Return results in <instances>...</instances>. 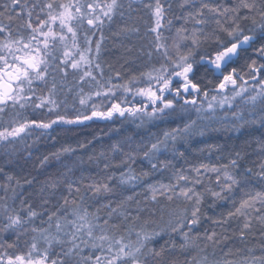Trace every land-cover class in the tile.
<instances>
[{
    "label": "snow or ice",
    "instance_id": "obj_1",
    "mask_svg": "<svg viewBox=\"0 0 264 264\" xmlns=\"http://www.w3.org/2000/svg\"><path fill=\"white\" fill-rule=\"evenodd\" d=\"M179 6L183 14L177 19L181 20L182 24L176 29L175 37L168 45L163 42L164 38L160 31L165 19V7L160 0H156L152 12L155 26L150 31L155 35L153 50L160 54L164 62L159 68L142 74L147 77L148 86L135 88L134 91L132 85L138 82L137 77H132L124 84H113L111 77L104 83L97 79L92 69L95 68L103 79V69L95 60L100 55L104 36L100 34L93 48V40L88 31H82L86 25L88 30L92 31V35H96V30L102 29L105 21L110 23L118 13L123 15L120 11L123 8L120 0H2L0 2V143H12L30 135L32 129L46 131L58 124L75 125L93 120H111L116 115L123 117L125 114L141 119L144 116L154 118L168 109H174L177 106V98L183 100L179 105L182 110L187 111L188 106H193L199 118V113L204 110L203 103L201 102L197 107V99L193 94H200L202 89L199 83L190 79L194 63L199 62H207L213 71L220 73L222 79L217 85L219 92L223 93L230 88L232 93L231 97L222 95L218 102L217 97L212 96L211 102L207 105L208 110L214 111L216 106L222 108L225 104L231 107L240 97L246 104L253 106V111L259 100L262 105L261 111L264 113V80L260 81L259 92L255 95H246L249 91L245 86L247 81L236 68L224 74V69L239 57L240 51L245 49V46L251 47L258 40L262 43L255 49V53L264 59V0H235L232 6H224L214 0H181ZM147 7L151 8L152 5ZM168 9H171V4L168 5ZM242 11L246 14L242 15ZM247 21L251 22V27L247 26L245 23ZM167 23L171 25V20ZM81 36L83 48L80 46ZM205 44L214 47L210 52L206 51L200 55V49ZM57 49L60 50L59 55L56 54ZM149 56L151 57V53ZM197 56L199 61L196 59ZM69 68L74 73H81L74 86L65 83ZM248 68L250 72L258 74L264 71V64L256 67V61L253 60ZM57 71L62 77L59 82L55 75ZM116 77L119 78L120 73H116ZM174 79L179 81L180 87L173 89ZM85 83L93 91L85 94L83 88ZM36 84L48 86L47 94L37 95ZM73 87L84 110L73 106L72 115L69 116L68 105L65 103L64 114H61L63 102H57L55 99L58 90L66 89L71 93ZM116 89H123L125 93L134 91L135 95L145 97L152 105L151 111H148V104L125 107L122 106L123 102H111V98L116 96ZM170 92L174 93L172 99L165 96V93ZM182 92L192 95L193 98L185 99L181 95ZM202 94L205 99L208 98V91H203ZM93 98L99 99L101 103H89ZM105 99L110 100L108 105L103 104ZM28 107L34 111L46 109L47 115L54 118H49L47 122L43 119L29 120L22 118L21 113L15 111L17 108L24 110ZM8 109L12 110V118L5 126L2 118ZM232 116L241 122L240 127L247 122L243 110L233 112ZM261 122H264V116ZM195 123L196 121L193 120L182 128L165 131L163 139H157L147 147L146 151H143V158L148 161L151 168L156 169L157 165L152 161L157 159L162 150L168 148V142L171 141L175 148V142L188 135ZM232 127L237 126L234 124ZM112 151L122 153L125 159L115 165L118 174L113 172L100 181L93 180L85 186L95 197L107 198L114 195L113 180L121 186H135L142 184V177L148 175L146 172L137 175L133 169L132 164L135 163L137 155L135 152L124 153L119 144L113 145ZM73 152L75 149L65 147L53 156L58 159L61 155ZM235 156L236 159L230 161L232 168L239 167L241 154L236 152ZM47 160L48 157H44L42 163ZM110 166L109 163H105L104 170H108ZM224 167L223 177L226 182L221 185L220 191L211 194L217 199H226L224 192L231 193L234 187L241 188L244 198L239 201V206L235 207L234 212H228L227 216L245 218L240 232L243 239L244 230H250L252 227L253 214H258L256 219L264 225V161L260 163L258 172L254 173L252 168H246L239 178L229 173L226 170L227 166ZM201 169L204 172L218 173L216 179L217 182L220 181V168L202 164L192 169L196 174L194 178L178 172L175 174L174 183L158 182L146 185V191L150 195L145 197V201L154 204L159 203L160 197L169 202L174 199L195 201L190 218L187 208L168 209L170 217L168 229L161 228L159 231L149 230L146 221L138 223L140 212L153 210L140 207V201L135 200L133 195H128L118 202L109 199L102 205V208L107 209L103 216L100 214V208L89 211L83 204V196L80 197L79 204L75 198L70 202L64 197L63 204L50 212L37 211L32 204L23 200L19 210L10 208L7 203L0 205V215H3L7 221L3 231L17 232L19 229H24L25 232L32 233L30 241H26V251H16L15 244L7 246L0 244L2 249L0 264H176L175 261L165 259L166 248L163 245L158 249L151 245L157 237L170 229V232H179L183 237L184 243L180 245L182 249L195 246L194 238L189 236V232L200 222L198 214L203 196L196 191L195 185L202 183ZM71 171L72 169L69 168L68 172ZM253 177L260 182L259 187L253 182ZM181 182L185 185L190 183L192 186H181ZM75 183L67 184L70 195L73 193L78 195L81 192V188L75 186ZM80 183L82 184V180ZM56 184V181L52 182L51 187L55 188ZM43 191L42 188L41 192ZM134 200L137 205L135 216L128 208L129 203ZM47 203L48 200L44 199L40 207L43 208ZM70 203L71 207H69ZM42 215H46V220L41 219V226H34V221ZM185 221L188 223L185 224ZM25 225L29 228H25ZM185 227L188 228L187 232L182 231ZM215 237L216 233L213 231L205 238L214 241ZM172 247L175 245L173 244ZM9 249L13 250L12 254L9 253ZM261 253L260 256L245 257L242 264H264V245H261Z\"/></svg>",
    "mask_w": 264,
    "mask_h": 264
},
{
    "label": "trees",
    "instance_id": "obj_2",
    "mask_svg": "<svg viewBox=\"0 0 264 264\" xmlns=\"http://www.w3.org/2000/svg\"><path fill=\"white\" fill-rule=\"evenodd\" d=\"M120 2L123 4V8L120 10L123 15L118 13L110 23L105 21L102 29L96 30V35H92V31L88 30L86 25L82 30L88 31L93 40V48L100 34L102 33L104 36L100 55L95 60L103 69V79L95 68L92 71L97 79L101 80V83L111 77L113 84H124L132 77H137L138 82L132 87H147V77L142 74L159 68L160 64L164 62L160 54L153 50L155 35L150 31L155 26V17L152 12L156 0H120ZM214 2L232 6L235 0H214ZM160 3L165 7V19L160 31L164 38L163 42L170 45L175 37L176 29L182 24V21L177 19L183 14V10L179 6L181 0H160ZM169 4H171L170 10L168 9ZM147 5H152V7H147ZM241 14L246 13L242 11ZM168 20H171V25H168ZM245 23L248 27L252 26L250 21ZM187 26L190 27V25ZM133 29H138V31H132ZM261 43L258 40L251 47L241 50L239 57L235 62L230 63L224 72L228 73L232 67L237 68L240 72H249L248 66L253 60L257 63L260 58L259 54L255 53V49L260 47ZM80 46L84 47L82 36ZM212 47L214 45H203L200 55L206 51L210 52ZM149 53H151V57ZM56 54H60L59 49ZM196 59L199 61V56ZM116 73H120L119 78L116 77ZM76 74L78 72L74 73L69 68L65 83L74 86L76 80L71 76ZM55 75L59 82L62 79L60 73L57 71ZM190 79L201 85V93L193 94L197 100H200L204 98L203 91H208L209 95L217 91V85L221 78L215 75L207 63L199 62L194 63ZM35 87L38 89L37 95L47 94L48 86L36 84ZM176 87H180L177 81L173 83V88ZM83 88L85 94L93 91L87 83L83 85ZM115 91L116 96L111 98V102H123L122 106L125 107L135 106L131 104L133 99L131 93H125L123 89ZM182 96L189 100L193 98L192 95L183 92ZM167 98L172 99L173 95ZM55 99L57 102H63L61 103V114H64L65 103L68 105L67 114L69 116L72 115L73 106L76 109L84 110L79 104L75 87L71 93H68L66 89L58 90ZM91 101L92 103H101L96 98ZM109 103V99L103 101L104 105ZM182 103L183 100L177 98V106L174 110L166 111L159 117L144 116L141 119L125 114L123 117L116 115L111 120H93L75 125L58 124L46 131L32 129L30 135L12 143H0V205L7 203L10 208L19 210L23 200L32 204L37 211L50 212L55 211L58 205L63 204L64 197H67L70 202L75 198L79 204L80 197L83 196L84 206L89 211L100 208V214L103 216L107 209L102 208V205L109 199L118 202L128 195H133L135 200L140 201V207L153 210L140 212L138 223L146 221L149 230L159 231L161 228L168 229L170 218L168 209L187 208L190 218L195 201L174 199L169 202L160 197L158 198L159 203L154 204L151 201H145V197L150 195L146 191V185L158 182L174 183L175 174L178 172L194 178L196 174L192 169L202 164L209 167L215 166L221 169L219 182L216 179L218 173L204 172L201 169L202 183L195 185L196 191L203 196L198 214L200 222L189 232V236L194 238L195 246L182 249L180 245L184 243L183 237L179 232H170V229L157 237L151 246L158 249L163 245L166 248L165 259L175 261L176 264H228V262L242 264L245 257L260 256L262 254L261 245H264V225L256 219L258 214H253L252 227L250 230H244L243 239H241L240 232L245 218L242 216L229 218L227 216L228 212H234L235 207L239 206V201L244 198L241 188L234 187L231 193L224 192L223 195L226 199H217L211 193L220 191L221 185L226 182L223 177L224 166H227L226 170L229 173L238 178L244 174L246 168H252L254 173L259 171V165L264 161V122H261L264 113L261 111V103L258 102L253 111L251 104L239 102L230 109L222 110L220 116L219 113L216 114L215 119H208L209 117L201 113L198 118V114L195 112L184 115L179 106ZM240 110H243L244 119L247 121L243 127H240L241 122L232 116L233 112ZM15 111L20 112L22 118L29 120L43 119L47 122L49 118H54V116L47 115L46 109L34 111L28 107L24 110L17 108ZM11 114V109L3 114L2 123L5 126L12 118ZM193 120L196 123L190 129L189 134L177 140L175 148L169 141L168 148L162 150L157 159L152 161L157 165L156 169L151 168L148 161L143 158V151H146L147 147L151 143H155L157 139H163L165 131H171L177 127L182 128ZM234 124L237 126L236 128L232 127ZM115 144H119L124 153L135 152L137 155L135 163L132 164L133 169L137 175L142 172H146L148 175L142 177V184L135 186H121L116 180H113L114 195L107 198L95 197L85 186L93 180L100 181L113 172L118 174L115 165L125 159L122 153L112 151ZM65 147H71L75 149V152L61 155L58 159L53 156L54 153ZM236 152L241 154V159L238 161L239 167L232 168L230 161L236 159ZM44 157H48V160L42 163ZM105 163L111 165L108 170H104ZM69 168L72 169L71 172H68ZM54 181L57 184L55 188H52L51 183ZM69 182H76L75 186L81 188L78 195L69 194L67 190ZM253 182L259 187L260 182L255 177H253ZM181 186L190 187L192 185L190 183L185 185L181 182ZM42 188L43 192H41ZM14 194L15 198L13 199ZM44 199H47L48 203L41 208L40 205ZM135 200L128 205L133 216L137 214ZM69 207H71V203ZM161 209H165V211L162 212ZM46 218V215L37 218L34 221V226H41L40 220H46ZM6 222L3 215H0V244L5 246L15 244L16 251H26V241H30L32 233L25 232L24 229H19L17 232L3 231ZM187 223L188 221H185V224ZM24 227L29 228L28 225ZM182 231L187 232L188 228L185 227ZM213 231L216 233V237L214 241H208L205 237ZM173 244L175 247H172ZM8 251L10 254L13 252L12 249Z\"/></svg>",
    "mask_w": 264,
    "mask_h": 264
},
{
    "label": "rangeland",
    "instance_id": "obj_3",
    "mask_svg": "<svg viewBox=\"0 0 264 264\" xmlns=\"http://www.w3.org/2000/svg\"><path fill=\"white\" fill-rule=\"evenodd\" d=\"M81 73H79L78 72V74H76V75H72L71 77L72 78H74L76 81L79 79V75H80ZM178 82L179 83V81L177 80V79H174L173 80V83L174 82ZM179 85H180V83H179ZM246 87H248V89H249V91H248V93L246 94V95H255V93L256 92H259L260 91V86L259 85H248V84H246L245 85ZM135 88H140V87H134L133 89H134V91H135ZM253 89H255V92H253ZM134 91L133 92H131V94H132V100H131V104H134L135 106H137V105H144V104H148V107H149V110L148 111H151V108H152V105L151 104H149V102H148V100L145 98V97H142V96H139V95H135L134 94ZM184 94H187V93H184ZM231 89L229 88V89H227V90H225L223 93H221V92H219V91H215V93H212V94H210V95H208V98L207 99H205V98H202V99H200V100H197V107L201 104V102L203 103V111H201L200 113L202 114V115H206V117H210V118H216V114L218 115V113H219V116L221 115V112H222V110H226V109H230V108H232V107H234L235 105H237L239 102L241 103H245L244 101H243V99L242 98H240V97H238L234 102H233V105L230 107L229 105H227V104H225L224 105V107H219V106H216L215 108H214V111L213 110H208L207 109V105H208V103L209 102H211V98H212V96H216L217 97V102L220 100V98H221V96L222 95H227V96H229V97H231ZM133 96H135V97H133ZM192 98V97H191ZM186 99H187V97H186ZM258 102H260L259 100L257 101V103ZM90 103H92V101L90 102ZM130 103V102H129ZM246 105V104H245ZM157 106H159V105H157ZM171 110H174V109H168V110H166V111H171ZM165 111V112H166ZM192 112H195V113H197L196 111H195V107H193V106H188V110L187 111H185V110H182V113L184 114V115H189V114H191ZM161 114H158L157 116L159 117ZM156 116V117H157ZM227 117V116H226ZM228 120V119H227ZM231 120V119H230Z\"/></svg>",
    "mask_w": 264,
    "mask_h": 264
},
{
    "label": "flooded vegetation",
    "instance_id": "obj_4",
    "mask_svg": "<svg viewBox=\"0 0 264 264\" xmlns=\"http://www.w3.org/2000/svg\"><path fill=\"white\" fill-rule=\"evenodd\" d=\"M235 62V61H234ZM232 63V62H231ZM262 64H264V59H261V57L258 59V62L256 63V67H259L260 65H262ZM229 65H230V63H229ZM232 68H235V67H232ZM231 68V69H232ZM227 69V68H226ZM226 69H224V70H226ZM230 69V70H231ZM237 69V68H236ZM237 71L238 72H240L238 69H237ZM224 74H228V73H226V72H224ZM240 74L243 76V79L245 80V81H247V84L248 85H259L260 86V81L261 80H264V71H261L260 73H258V74H254V73H252V72H240ZM255 75V79H253V76ZM221 79H222V76L220 77ZM220 79V80H221ZM238 79V82H239V78H237ZM174 89V88H173ZM172 95H174V93H172V92H170V93H165V96L166 97H170V96H172ZM181 95H182V93H181Z\"/></svg>",
    "mask_w": 264,
    "mask_h": 264
},
{
    "label": "water",
    "instance_id": "obj_5",
    "mask_svg": "<svg viewBox=\"0 0 264 264\" xmlns=\"http://www.w3.org/2000/svg\"><path fill=\"white\" fill-rule=\"evenodd\" d=\"M246 48H249V47H248V46H245V49H246ZM236 59H237V58H235L234 61H235ZM234 61H233V62H234ZM201 63H207V62H201ZM208 66L211 68L210 65H208ZM211 69H212V68H211ZM214 73H215V75H217L218 77H221V75H220L219 72H215V71H214ZM217 91H218V90H217Z\"/></svg>",
    "mask_w": 264,
    "mask_h": 264
}]
</instances>
